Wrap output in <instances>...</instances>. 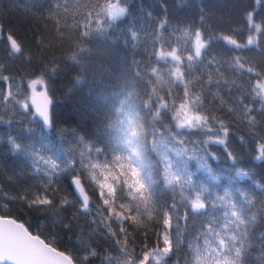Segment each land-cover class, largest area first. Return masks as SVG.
I'll list each match as a JSON object with an SVG mask.
<instances>
[{
    "label": "trees",
    "instance_id": "16d2710c",
    "mask_svg": "<svg viewBox=\"0 0 264 264\" xmlns=\"http://www.w3.org/2000/svg\"><path fill=\"white\" fill-rule=\"evenodd\" d=\"M124 6L127 13L103 33L81 38L74 22L87 9L74 7L72 0H0V77L10 78L0 80V89L4 95L11 90L16 100L27 101V81L39 78L55 120V128H45L31 107L22 109L0 97V214L21 220L31 232L65 251L77 264H101L108 256L123 259L114 249L113 239L106 237L108 229L99 221L91 223L96 209L102 206L98 189L94 195L85 185L91 200L87 215L64 179L54 184L55 206L40 208L28 203V196L41 188L43 181L32 171L33 156L26 150H13L9 137L27 148L34 144L38 151L58 135L67 139L65 148L72 147L77 153L76 141L81 139L96 148H110L118 127L115 110L121 101L141 105L148 99L146 91L151 85L145 81L153 78L144 75L143 69L157 67L164 74L172 66L171 58L167 63H156L154 51L162 47L170 50L165 44L170 41L179 54L185 46L184 30L196 29L211 40L202 50V58L191 67L182 66V71L188 74L185 80L192 81V91L199 95L205 114L211 113L223 121L229 134L220 136L227 146L209 143L200 147L197 155L205 157L207 168L201 167L198 160L189 159L193 181L208 188L207 207L190 215L187 221L173 219V249L158 264H188L194 238L210 221L218 226L219 212L226 203L217 197H224L226 192L243 210L246 220L237 233V246L243 241L239 264H264V161L255 159L259 143L264 142V101L255 93L247 94L248 74L242 76L234 64V58L240 56L242 63L264 68V0H128ZM248 13L262 24L260 32L249 30ZM164 20L167 27L161 29ZM132 31L137 33L136 39L131 37ZM8 35L20 45L21 52L9 48ZM222 35L232 36L242 44L251 35L255 43L237 49L220 39ZM251 75V82L255 83L257 77ZM172 87L182 94L183 85ZM160 94H164L163 89ZM241 95L246 96L244 105L252 109L254 124L250 125L249 117L242 112L238 103ZM163 123L169 124L170 120L165 118ZM183 132L186 142L208 140L196 130ZM151 158H156L155 153ZM235 169H244L249 175L239 176ZM153 179L160 205L175 201L177 214L182 217L184 205L179 190L168 188L161 175H154ZM64 197L74 206L60 205ZM139 220V224L128 228L129 251L162 249L163 241L157 238V233L163 231L162 226H157L159 217L153 213V218L143 215ZM112 228L119 231L116 224ZM198 243L203 244V240ZM92 249L96 256L89 255Z\"/></svg>",
    "mask_w": 264,
    "mask_h": 264
},
{
    "label": "snow or ice",
    "instance_id": "6c2138e0",
    "mask_svg": "<svg viewBox=\"0 0 264 264\" xmlns=\"http://www.w3.org/2000/svg\"><path fill=\"white\" fill-rule=\"evenodd\" d=\"M127 2L128 0H103V2L72 0L74 7L87 9L86 12L79 14L82 18H75L74 27L81 38L103 33L106 27H111L115 20L127 13L128 10L124 6ZM167 23L166 20L161 21L160 28L166 29ZM93 24L95 28L92 27ZM247 24L250 31L253 29L256 32L261 31L262 24L255 22L252 13L247 14ZM183 34L186 41L179 54L170 41L165 42L170 50H164L162 47L161 50L153 53L156 63L160 61L167 63L168 58H171L172 66L166 73L162 74V70L157 67L143 69L144 75L153 78L145 81L146 85H151L146 91L147 101L141 105H134L124 100L121 101L120 108L115 110L118 127L110 148H96L95 145L86 144L81 139L76 141L79 146L77 153L72 147L65 148L67 139L58 135L49 143L42 144L41 150L38 151L34 144L31 148H27L17 144L15 138L9 137L13 150L28 151L33 156L38 171L44 173L42 187L32 193V198L28 200L30 205L40 208L55 206L54 197L57 190L54 184L64 179L68 181L70 188L74 186V192L78 193L80 208L87 215L90 212L91 200L85 185L93 190L94 195L98 189V198L102 201V206L96 209L91 223L95 224L99 221L108 229L106 237L113 239L114 249L123 257L120 259L108 256L101 264H105V261L107 264H153V261L158 264L160 258L167 256L173 249L170 231L173 227V219L187 221L190 215H196L207 207L205 201L208 199V188L193 181V173L188 169V162L189 159L194 158L200 162L201 167L207 168L205 157L197 155L200 147L209 143L227 146L225 139H221L220 136L227 137L229 127L223 121H218L211 113L205 114L199 95L192 91L194 87L192 81L185 80L188 74L182 71V66L191 67L202 58V50L206 48L211 37L205 39L204 34L196 29H185ZM131 37L136 39L137 33L132 31ZM219 38L237 49L255 43L251 35L246 44L238 42L232 36L222 35ZM9 39L12 49L21 52L16 40L11 37ZM242 59L240 56L235 57L234 64L242 76L248 74L247 94L255 93L264 101V68H258L247 61L242 63ZM253 73L257 77L255 83L251 82ZM9 79V77H0V80ZM42 82L38 79L33 81L31 86L34 87ZM180 85H183L182 94L174 92L172 87L179 88ZM162 89L163 95L160 94ZM128 95L130 96L131 93ZM0 97L22 109L30 107L26 100H16V95L11 90L4 95L3 90L0 89ZM245 98V95H241L238 103L243 114L249 117L251 125L255 121L250 117L252 109L244 105ZM32 103L36 104L34 97ZM141 112L143 115L140 114ZM33 115H39L44 127L55 128L54 117L48 110L47 98L42 105L36 106ZM165 118L170 120L169 124L163 123ZM183 130H196L198 134L208 136V140L198 143L186 142L183 138ZM28 131L31 132V129ZM257 152L255 159L264 161V142L259 143ZM153 153L156 157L154 160L151 158ZM227 155L236 161V157L231 152ZM235 171L239 176L249 175L244 169H235ZM154 175H161L168 188L173 191L179 190L184 205L182 217L177 214L175 201L167 206L160 205L154 192L156 183L153 179ZM212 179L216 180L217 177L213 175ZM217 199L226 203L224 212L226 223L217 227L215 221H210L202 228L201 233L190 245L192 256L188 264H239L243 241L241 240V246L238 247L237 241L240 240V235L237 233L246 225L244 212L236 202L231 201L227 192L224 197ZM245 199H247L246 194ZM59 203L74 206L67 197L60 199ZM153 213L159 217L157 226L163 228L162 232L157 233L158 240L163 241V248L142 249L139 253L135 252V249L129 251L128 228L139 224L140 216L147 215L148 218H153ZM0 224L5 225L0 227V262L3 264H8V261H13L14 264H61L62 261L71 264V260L63 253L57 252L39 237L31 236L23 225H17L11 220L0 221ZM113 224L117 225L119 231L113 230ZM201 239L203 244L198 243ZM89 255L96 256L95 249L90 250Z\"/></svg>",
    "mask_w": 264,
    "mask_h": 264
},
{
    "label": "water",
    "instance_id": "95a60500",
    "mask_svg": "<svg viewBox=\"0 0 264 264\" xmlns=\"http://www.w3.org/2000/svg\"><path fill=\"white\" fill-rule=\"evenodd\" d=\"M9 37H11L12 39H14L11 35H8V36L6 37V39H7V43H8V46H9V48H10L12 51H15V50H13L12 47H11V41H10ZM38 79H39V78H37V77H33V78H30V79L27 81V87H28V98H27V102H28V104L30 105V107H31V109H32V113H35V112H36V106H37V105H42V104L44 103L45 98H47V101H48V110H49V97H48V95H47V93H46V90H45V87H44V83H43V82H42V83H37L34 87L31 86V85H32V82H33V81H37ZM39 80H40V79H39ZM33 97H34L35 100H36V104H33V103H32V99H33ZM35 116H36V117L41 121V123L43 124L42 119L39 117V115H35ZM45 128H47V127H45ZM215 144H216V143H215ZM72 175H74V174H72ZM70 189H71L73 195L75 196V198L77 199V195H78V193H75V192H74V186H73L72 188H70ZM80 199L82 200V197H80ZM77 201H78V199H77ZM78 202H79V201H78ZM79 206H80V203H79ZM7 220L15 221V223H16L17 225H23L24 228L27 230V232H28L31 236H33V237H39V239L42 240V241H44L45 244L49 245V246L52 247V248H55V249L57 250V252L63 253L65 257L69 258V259L71 260V264H77V263H76V262H75V261H74V260H73V259H72V258H71V257L65 252V251H63V250L60 249V248L55 247V246L52 245L50 242L44 240V239H43L41 236H39L37 233L31 232V231H30V230L24 225V223H23L21 220H19V219L13 217V216H11V215H3V214H0V221H7ZM3 226H5V225L0 224V227H3ZM0 263H3V262H0ZM8 264H14V262H13V261H8ZM61 264H66V262H65V261H62Z\"/></svg>",
    "mask_w": 264,
    "mask_h": 264
},
{
    "label": "rangeland",
    "instance_id": "374dc122",
    "mask_svg": "<svg viewBox=\"0 0 264 264\" xmlns=\"http://www.w3.org/2000/svg\"><path fill=\"white\" fill-rule=\"evenodd\" d=\"M31 168H32V171H36V173H37L38 175H40V178H39V179L42 181V176L44 175V173L38 171V166H37L34 162L32 163ZM33 193H34V192H33ZM31 198H32V195H29V196H28V200H30ZM78 204H79V202H78ZM225 210H226V208H225L223 211L219 212V215H220V219H221V220L219 221L217 227H219V226H221V225H223V224L226 223V221H225V219H224V212H225Z\"/></svg>",
    "mask_w": 264,
    "mask_h": 264
}]
</instances>
